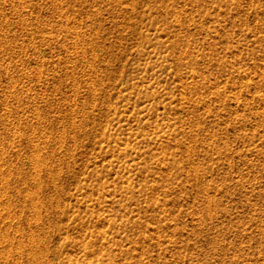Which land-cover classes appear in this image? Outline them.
<instances>
[{
    "label": "rangeland",
    "instance_id": "374dc122",
    "mask_svg": "<svg viewBox=\"0 0 264 264\" xmlns=\"http://www.w3.org/2000/svg\"><path fill=\"white\" fill-rule=\"evenodd\" d=\"M0 264H264V0H0Z\"/></svg>",
    "mask_w": 264,
    "mask_h": 264
}]
</instances>
